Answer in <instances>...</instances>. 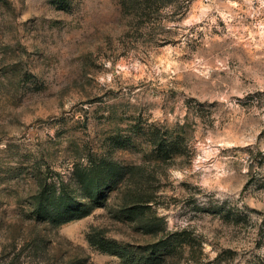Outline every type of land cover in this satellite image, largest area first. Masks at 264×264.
Wrapping results in <instances>:
<instances>
[{"label": "rangeland", "instance_id": "obj_1", "mask_svg": "<svg viewBox=\"0 0 264 264\" xmlns=\"http://www.w3.org/2000/svg\"><path fill=\"white\" fill-rule=\"evenodd\" d=\"M143 2L0 0L7 264H264V0ZM103 159L90 214L37 217Z\"/></svg>", "mask_w": 264, "mask_h": 264}, {"label": "trees", "instance_id": "obj_2", "mask_svg": "<svg viewBox=\"0 0 264 264\" xmlns=\"http://www.w3.org/2000/svg\"><path fill=\"white\" fill-rule=\"evenodd\" d=\"M125 3L131 2H149L150 0H123ZM143 2V3H144ZM118 168L112 161L106 159L101 160L99 163L87 168L79 174V182L84 193L89 197L92 202L90 206L80 203L74 196L66 191L57 192L54 188L44 187L43 190L36 196L37 210L36 215L39 218H50L59 223H65L76 218L87 216L91 212V208L100 203V199L104 196L105 189H109L110 183L115 178V171ZM136 214L141 213L139 207L134 208ZM173 235V234H172ZM166 235L165 239L160 240L157 244L153 245L156 249L165 248L168 250L174 241V235ZM91 244L96 245L106 252L119 253L123 249L115 241L107 240L104 238H92ZM127 251V250H126ZM126 254H129L128 252ZM130 256V254L128 255ZM133 260L144 262V264L153 263L154 259L151 257H138L134 255ZM0 264H7L2 257H0Z\"/></svg>", "mask_w": 264, "mask_h": 264}]
</instances>
